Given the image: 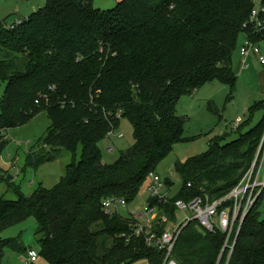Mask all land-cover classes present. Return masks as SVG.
<instances>
[{
    "label": "trees",
    "instance_id": "trees-1",
    "mask_svg": "<svg viewBox=\"0 0 264 264\" xmlns=\"http://www.w3.org/2000/svg\"><path fill=\"white\" fill-rule=\"evenodd\" d=\"M94 1L47 0L15 28L8 18L0 21V83L6 84L0 155L8 144L5 131L45 112L51 127L28 154L27 167L37 169L64 151L74 157L54 189L40 187L17 201L0 196V264L7 248L24 251L18 240L1 234L30 218L50 264H163L164 252L135 235L139 221L106 215L102 204L120 198L129 205L186 141L187 118L177 113L182 97L215 81L236 87L234 56L253 0H119L109 12L96 9ZM257 111L262 120L237 139L216 140L207 154L176 163L182 188L166 201L150 198L149 207L176 221L177 202L222 197L237 187L263 156L264 100L251 109ZM123 120L133 126L135 144L105 164L100 144ZM8 180L0 169V184ZM164 182L168 193L174 183ZM263 197L244 220L233 255L225 254L220 264H264ZM224 242L223 234L192 222L182 230L174 257L179 264H217Z\"/></svg>",
    "mask_w": 264,
    "mask_h": 264
},
{
    "label": "rangeland",
    "instance_id": "rangeland-1",
    "mask_svg": "<svg viewBox=\"0 0 264 264\" xmlns=\"http://www.w3.org/2000/svg\"><path fill=\"white\" fill-rule=\"evenodd\" d=\"M118 1L95 0L94 7L109 12L117 6ZM253 1L255 5H260L262 2V0ZM46 3L47 0H2L0 2V21L8 18L10 24L17 23L43 9ZM244 40V36L241 35L234 56V67L239 60V47L243 45ZM260 49L264 55V39L260 42ZM235 73L237 75L235 88L215 81L180 100L177 113L179 116L187 118L184 134L186 141L178 144L156 171L161 180L170 178L174 183L173 188L168 192L170 197H174L183 186V180L175 172L176 163L205 155L210 151L214 141L219 140L222 143L233 141L239 137L240 133H245L262 120L263 112L257 111L252 114L251 109L264 100V66L254 59L251 60L250 66L243 74L238 70H235ZM5 88L6 84L0 83V101ZM213 104L219 111L218 114L215 112ZM239 119L242 122L236 126L235 123ZM50 127V119L44 112L22 127L11 129L9 132L5 131L4 139L8 144L0 155V169L9 178V182L0 184V196L12 201H17L22 197L29 198L40 187L48 190L54 189L61 178L65 176L67 166L74 159L69 152H62L55 161L45 163L37 169L26 165L28 154L38 149ZM134 144L133 126L128 120H123L120 128L100 144L104 163H115L122 154L132 149ZM81 151L80 147L76 154L77 161L80 159ZM259 152L260 155H263V159L264 136ZM262 159L256 163V168H259ZM149 199L150 185L146 182L137 198L127 208L121 210V215L126 217L133 212L143 213L144 209L149 206ZM258 207L261 219H264V197L260 200ZM189 214L191 215V212ZM176 216L180 217L179 223L184 221L183 214L177 213ZM37 228L36 220L30 218L6 229L1 234V238L3 240H18L24 251L17 252L7 248L1 264H27L29 250H34L39 254V260L35 264H50L41 255L40 235H37ZM133 264H150V262L148 259H142Z\"/></svg>",
    "mask_w": 264,
    "mask_h": 264
},
{
    "label": "built area",
    "instance_id": "built-area-1",
    "mask_svg": "<svg viewBox=\"0 0 264 264\" xmlns=\"http://www.w3.org/2000/svg\"><path fill=\"white\" fill-rule=\"evenodd\" d=\"M20 24L21 21L15 23L12 28ZM244 29L246 30V33L243 34L245 40L240 47L242 64L246 66L247 59L253 54L264 66V55H262L259 47L260 42L253 40L254 37H264V0L260 5L254 7ZM241 121L239 119L236 126ZM147 183L150 185V198H159L161 201L167 200L168 193L165 182L157 174H150ZM262 192H264V157L259 168H256V164H254L240 184L227 195L215 198L206 194L190 203L177 202V213L183 214L185 217L184 221L180 223L179 216H176V221H171L165 215H159L156 209L149 206L144 209L143 213L133 212L131 215L139 221L136 225L135 235L144 237L149 248L164 252L163 264H179L174 257L177 241L186 226L192 222H197L200 228L202 227L210 233L219 232L225 237L217 262L220 264L225 254H227L228 259L233 255L243 222L256 205ZM128 206L124 199L109 198L103 202L102 209L106 215L114 216L121 214V210ZM162 224H168V227L159 235L157 228ZM38 260L39 254L34 250H29L27 264H35Z\"/></svg>",
    "mask_w": 264,
    "mask_h": 264
},
{
    "label": "crops",
    "instance_id": "crops-1",
    "mask_svg": "<svg viewBox=\"0 0 264 264\" xmlns=\"http://www.w3.org/2000/svg\"><path fill=\"white\" fill-rule=\"evenodd\" d=\"M244 36V35H243ZM244 39H245V36H244ZM261 42V41H260ZM242 46V45H241ZM240 46V47H241ZM240 47H239V60H238V62H237V65H236V67H234V71L235 70H238V71H240V73L242 72V74L246 71V69L250 66V62H251V60H257L258 61V59H257V57L255 56V55H253V54H251L250 56H249V58L247 59V65L246 66H244L243 64H242V62H241V57H240ZM259 47H260V43H259ZM262 52V51H261ZM259 62V61H258ZM242 122V121H241ZM236 124V123H235Z\"/></svg>",
    "mask_w": 264,
    "mask_h": 264
}]
</instances>
